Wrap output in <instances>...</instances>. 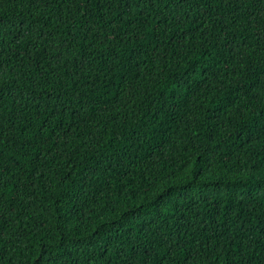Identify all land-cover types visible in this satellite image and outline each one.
<instances>
[{
  "label": "trees",
  "instance_id": "trees-1",
  "mask_svg": "<svg viewBox=\"0 0 264 264\" xmlns=\"http://www.w3.org/2000/svg\"><path fill=\"white\" fill-rule=\"evenodd\" d=\"M0 264H264V0H0Z\"/></svg>",
  "mask_w": 264,
  "mask_h": 264
}]
</instances>
